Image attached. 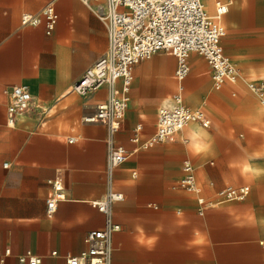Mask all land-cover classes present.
I'll use <instances>...</instances> for the list:
<instances>
[{
  "label": "crops",
  "instance_id": "0c3cea01",
  "mask_svg": "<svg viewBox=\"0 0 264 264\" xmlns=\"http://www.w3.org/2000/svg\"><path fill=\"white\" fill-rule=\"evenodd\" d=\"M224 1L230 3L223 18L226 26L232 2ZM50 3L61 13L53 30L42 15ZM104 3L0 0V264H26L20 256L27 251L42 255L44 264H67V255L88 248L89 231L107 227V214L94 202L111 191L125 196L112 208L113 220L121 225L112 237V264H264V171L254 186L250 184L251 191L254 187L250 196L218 201L219 188L246 182L235 177L234 164L250 160L264 166V131L259 129L264 125V107L259 108L255 97L242 92L234 101L229 94L236 96V91L210 93L211 102H205L211 120L208 127L193 121L148 146L160 108L179 89L178 59L163 50L133 67L126 115L112 135L129 156L112 177L107 170L110 131L106 122L83 119L66 137V129L56 125L44 130L53 111L59 110L57 117L92 113L110 96L108 85L86 94L74 90L109 48V25L99 12ZM252 10L237 16H251ZM24 11L40 14V22L21 25ZM235 22L249 29L254 26V21L251 25L240 17ZM223 44L236 64L229 50L242 55L246 66L249 54L264 55V46L245 56L244 47L228 46L225 38ZM192 59L190 55L191 71ZM209 67V62L207 68L200 64L197 75L190 78L189 74L185 86L191 92L211 90ZM16 84L32 90V105L38 112L21 113L16 125L10 126L9 90ZM196 132L210 147H202L194 138ZM137 134L139 143L132 140ZM70 136L76 140L70 141ZM187 160L205 185L203 195L214 202L203 214L197 195L178 187ZM53 179L63 183L66 198L51 215L47 208ZM253 215L256 221L251 220Z\"/></svg>",
  "mask_w": 264,
  "mask_h": 264
},
{
  "label": "built area",
  "instance_id": "2783aa9c",
  "mask_svg": "<svg viewBox=\"0 0 264 264\" xmlns=\"http://www.w3.org/2000/svg\"><path fill=\"white\" fill-rule=\"evenodd\" d=\"M229 7L230 3L224 0H216L214 14L208 10L205 0H105L104 5L99 7L100 15L109 25V48L89 67L75 84L74 90L86 94L104 85L111 89L108 100L83 117L86 122L104 121L109 127L107 170L110 177L115 168L129 156L125 146L112 141V135L119 131L125 118L128 92L133 81V67L138 61L163 50L171 51L178 59L176 76L179 89L173 95L174 104L165 105L159 110L157 129L150 137L148 146L164 141L193 121L206 127L211 123L204 110H194L182 98L185 81L191 71L189 56L192 52L207 59L217 89L223 87L227 81L245 79L238 65L226 53L223 44L226 34L223 18ZM42 15L46 18L48 29L53 30L58 21L56 5L48 4ZM19 20L21 25L38 24L41 15L24 11ZM246 82L264 106V81ZM32 101L33 95L27 85L16 84L11 87L7 105V122L10 126L16 125L21 113L38 112ZM141 127L142 125H138L137 130ZM69 140L74 141L76 137L70 136ZM132 140L139 143L141 137L137 134ZM51 182L53 191L48 198L47 210L52 215L58 209L60 201L66 198V191L59 179H53ZM178 187L197 195L202 214L214 203L203 195L205 185L197 177L195 167L189 160L184 163L183 176ZM250 191L251 185L246 182L221 187L218 190V201L241 200L247 197ZM123 199V193L111 191L105 198L94 202L107 214V227L89 231L88 248L80 254L67 255V264H112V237L121 229V225L113 220L112 208L115 201ZM53 254L57 252L53 251ZM20 260L26 264H44V257L32 251L21 255Z\"/></svg>",
  "mask_w": 264,
  "mask_h": 264
},
{
  "label": "rangeland",
  "instance_id": "374dc122",
  "mask_svg": "<svg viewBox=\"0 0 264 264\" xmlns=\"http://www.w3.org/2000/svg\"><path fill=\"white\" fill-rule=\"evenodd\" d=\"M252 8L253 10L251 12L252 14L251 16L249 15H238L237 16V14L233 13V11L231 10V12L226 17V21H225L226 26H227V32H228V38L225 39V42L227 43L228 46H231V47H239V46L244 47L243 51L246 52L245 56L248 55L247 53L248 51H254L255 53V51H258V48L264 46V0H255V3L252 6ZM237 17L242 18L244 23H250L251 25H252V22L254 21V26L253 25L251 26V28L252 27L253 28L249 29L244 26H239V25L236 26L235 20ZM255 54H257L258 57H254L251 54H249L246 57L247 62H248V65L246 67L248 70L253 69L255 72L259 73L262 69H264V55L261 56L259 53H255ZM209 70H210V67H209ZM241 70H242L243 78L245 77V79H243V82H240L241 86L243 87L242 92L255 97L256 100L260 102L261 100L248 88L246 81L257 82V81L264 80V78H260V79L249 78L248 76H246V73H245L247 70L243 68H241ZM212 85H214V83H212ZM239 95H240L239 93H237L236 96L229 94V96L234 101L238 100ZM52 113L53 115L49 117L51 121L48 122L44 130H49L50 126L56 125L57 128L66 129L63 135L64 137H66L68 133L72 132V130L74 129V127L78 125V123L79 124L82 123L83 117L86 115V113L85 114L84 113H81V114L74 113L71 115H66L65 117H57V115L59 114V110L53 111ZM261 115H263V112L261 113ZM263 118H264V115H263ZM253 191H254V187H252V191L249 194V196L252 194Z\"/></svg>",
  "mask_w": 264,
  "mask_h": 264
},
{
  "label": "bare ground",
  "instance_id": "6f19581e",
  "mask_svg": "<svg viewBox=\"0 0 264 264\" xmlns=\"http://www.w3.org/2000/svg\"><path fill=\"white\" fill-rule=\"evenodd\" d=\"M206 4L210 5V11L212 14L215 13L216 11V0H205ZM232 2V11L235 14H241L244 11H246L247 9H249L250 7H252L255 3V0H231ZM60 14L58 12V20L60 18ZM58 23V21H57ZM57 26V25H56ZM228 37V33L225 34L224 38L227 39ZM230 54L235 58L237 64L240 66V68L243 69H247L246 67V63L245 60L243 59L242 55H238L235 51H231L229 50ZM170 53L173 55V53L170 51ZM192 56V71L190 73V78L194 77L195 75H197V72L195 71V68L198 67L200 64L205 66L206 68L208 67V62L206 60H202L200 57H196L195 53L192 52L191 54ZM246 76H248L249 78H253V79H260V78H264V69L261 71V73H257L255 71H246ZM212 74V73H211ZM245 78V77H244ZM243 87L241 86L239 81L236 82H232V81H228L221 90H218L215 88V86H211V90L210 91H206V92H201V93H197V92H191L188 84L185 86L184 90L182 91V95H183V101L188 104L189 106H191L194 110H204L207 113H209L205 102L209 101L211 102L210 98H209V94L210 93H214V94H219L221 93V91H227L230 92V90L236 91L237 93H242V89ZM32 91V90H31ZM216 92V93H215ZM235 95V94H233ZM256 99V98H255ZM260 101V100H259ZM258 102V101H257ZM167 105H173L174 104V99L170 98L168 100V102L166 103ZM259 104V108L261 110H263V105L261 103V101L258 103ZM153 124L155 126V128H157V124H158V118H156L153 121ZM260 130L264 131V125L261 126L259 128ZM264 152V150H263ZM263 158H264V154H263ZM236 163L233 165V172L235 174V177L238 179V181L240 180H245L246 182H248L249 184H252L254 186V184H256L255 182H257V180H259L262 177V171H264V166H259L257 165L254 161H247V162H242V165ZM251 220L256 221L255 216L253 215Z\"/></svg>",
  "mask_w": 264,
  "mask_h": 264
},
{
  "label": "clouds",
  "instance_id": "9594fccd",
  "mask_svg": "<svg viewBox=\"0 0 264 264\" xmlns=\"http://www.w3.org/2000/svg\"><path fill=\"white\" fill-rule=\"evenodd\" d=\"M193 135H194V138L202 144V147H205V148L210 147V145H205L203 144V141H200V133L196 132ZM190 150H191V147H190Z\"/></svg>",
  "mask_w": 264,
  "mask_h": 264
}]
</instances>
